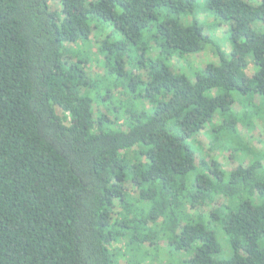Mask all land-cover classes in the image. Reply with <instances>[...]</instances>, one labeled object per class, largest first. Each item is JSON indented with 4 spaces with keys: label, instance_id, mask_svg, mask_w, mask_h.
I'll use <instances>...</instances> for the list:
<instances>
[{
    "label": "trees",
    "instance_id": "1",
    "mask_svg": "<svg viewBox=\"0 0 264 264\" xmlns=\"http://www.w3.org/2000/svg\"><path fill=\"white\" fill-rule=\"evenodd\" d=\"M56 1L0 0V264H143L160 241L179 264H264V154L237 131L264 125V0H206L229 52L200 0ZM204 130L236 169L196 166Z\"/></svg>",
    "mask_w": 264,
    "mask_h": 264
},
{
    "label": "rangeland",
    "instance_id": "2",
    "mask_svg": "<svg viewBox=\"0 0 264 264\" xmlns=\"http://www.w3.org/2000/svg\"><path fill=\"white\" fill-rule=\"evenodd\" d=\"M49 6L52 11L59 12L60 7L56 0H48ZM197 18L202 26L203 33L205 35H208L209 37L213 38V40H216L221 47L226 51H230V45L226 42V39L228 40V31L226 32L225 26H220L214 33L213 30L216 28L214 26V22L212 23V19L209 16L207 12V6H206V0H200L198 4V14ZM226 32V33H225ZM97 44H94V41L92 40L91 46L88 48L89 56L91 58L90 66L87 68V74L91 79L95 78H101L102 74H104V71L107 70L106 67H104L100 60H102V57L97 54L96 51ZM157 53L156 49H153V56ZM172 64L175 67L176 65H181V61L177 59V57H172ZM190 60L197 63L198 68H202L207 63H216V58L211 54L209 50H205L204 52H201L196 55H192L190 57ZM126 70H131L135 73L140 72L143 74V70H140L134 66L133 63H130V60L126 59ZM108 68H110L108 66ZM246 74L251 75L252 73V67L249 66L247 70L245 71ZM145 75V74H144ZM123 93L115 94L117 99H124L126 95H121ZM117 101V100H116ZM255 103H259L258 97L254 98ZM241 103H236L233 106V109L235 111H239L240 108H243L241 106ZM99 112L105 113L106 109L103 105L94 106V114L97 115ZM217 120V119H216ZM254 126L251 131H248L247 126H245L244 123H239L237 126L238 135L243 143H245L249 148L253 149L255 153L264 154V125L259 119H253ZM192 147L195 149V164L198 168L201 167V161L204 160L205 162H214L219 165V167L227 172L232 171L233 169H236L238 166L239 161H237L236 157H231L230 152L222 151L221 149L217 147H213L211 143L209 142V139L206 135V130L202 131L200 134L195 136L193 140L191 141ZM213 147V148H212ZM236 156L241 155L238 154ZM248 160L245 159L244 162H247ZM263 166H264V159H263ZM247 164V163H246ZM228 201L226 198H224L222 195H217L214 197L212 202H206L204 204L198 205L195 208H188V212H190L193 215L197 214H208L214 209L218 208L221 205L226 204ZM219 238L221 239L220 235ZM158 248L152 252L149 257L144 260L143 264H179L180 262V256L175 255L174 253H168L166 250V241H160L157 244ZM166 251V252H165ZM124 261H121V264H124Z\"/></svg>",
    "mask_w": 264,
    "mask_h": 264
}]
</instances>
